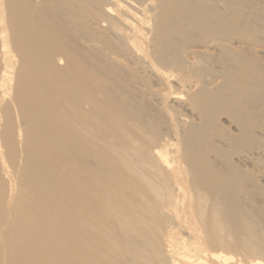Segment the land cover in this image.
Returning <instances> with one entry per match:
<instances>
[{
	"label": "bare ground",
	"instance_id": "1",
	"mask_svg": "<svg viewBox=\"0 0 264 264\" xmlns=\"http://www.w3.org/2000/svg\"><path fill=\"white\" fill-rule=\"evenodd\" d=\"M0 264H264V0H0Z\"/></svg>",
	"mask_w": 264,
	"mask_h": 264
},
{
	"label": "rangeland",
	"instance_id": "2",
	"mask_svg": "<svg viewBox=\"0 0 264 264\" xmlns=\"http://www.w3.org/2000/svg\"><path fill=\"white\" fill-rule=\"evenodd\" d=\"M94 64H98V65H102L105 67V69H107L108 71H110L105 65H103V63H94ZM116 81H117V84L123 88V89H126V90H132L130 88V84L128 83V81L125 79V77L123 75H121L120 73L116 74Z\"/></svg>",
	"mask_w": 264,
	"mask_h": 264
}]
</instances>
